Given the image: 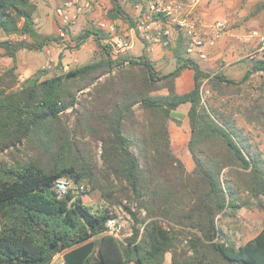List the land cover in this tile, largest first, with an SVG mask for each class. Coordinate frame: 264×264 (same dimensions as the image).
<instances>
[{"label": "trees", "instance_id": "1", "mask_svg": "<svg viewBox=\"0 0 264 264\" xmlns=\"http://www.w3.org/2000/svg\"><path fill=\"white\" fill-rule=\"evenodd\" d=\"M110 1L109 18L134 27L123 3L142 0ZM35 11L33 0H0V32L24 37L0 41L13 60L17 50H41L54 39L38 30ZM91 36L103 53L89 63L50 76L39 69L20 83L15 66L0 72V155L6 151L10 159H0V264H51L61 251L63 264H163L167 252L171 264H264V226L235 246L219 239L216 225L217 214L235 211L239 200L233 184L223 180V169L246 171L251 192L264 195V153L250 150L229 122L219 120L209 99H202L205 78L222 92L240 89L253 71L264 73V49L241 80L232 82L183 56L190 44L184 30L173 50L177 65L164 74L144 52L126 64L128 55L112 56L107 34L98 27L79 34L76 47ZM184 68L192 69L193 86L180 94L174 80ZM85 87L90 88L78 97ZM259 101L253 107L261 112ZM184 103L190 172L170 148L167 125ZM67 108L70 124L62 116ZM60 177L84 189L58 199L51 185ZM93 189L106 205H122L137 224L125 241L104 232L108 207L93 211L82 202ZM155 217L172 224L163 226ZM180 227L188 228L187 245L177 250Z\"/></svg>", "mask_w": 264, "mask_h": 264}, {"label": "rangeland", "instance_id": "2", "mask_svg": "<svg viewBox=\"0 0 264 264\" xmlns=\"http://www.w3.org/2000/svg\"><path fill=\"white\" fill-rule=\"evenodd\" d=\"M33 1L36 3L34 19L38 30L53 35L54 39L48 41L41 50L27 48L17 50L14 60L6 55L0 46V72L15 66L14 72L19 83L39 69L45 70L44 76H50L61 69L67 70L99 59L103 52L98 40L91 36L78 47H76V40L77 36L87 28L98 27L100 22L108 20H115L118 33L131 38L133 47L128 52L130 56L137 57L142 52L151 56L152 53L147 52V47H156L157 45L156 48L162 53L158 57V62L153 65H156L157 68L155 66L154 68L159 74L168 73L177 65L173 50L178 31L183 30L179 28L177 20L182 18L196 23L205 50L203 58L194 53L188 54L187 51L183 52V56L195 59L201 68L211 75L221 73L232 82H238L244 73L251 69L255 60L262 58L264 0H197L195 3L181 0L184 2L183 11L176 15L174 20L164 17L165 22L162 21L161 26L170 30V38L166 45L153 39V31L149 32L151 35L149 39H144L137 27V23L150 12L153 3L151 0H142L136 4L123 3L125 12L136 20L134 27H130L128 22L121 19L109 18L110 0H79L71 9L72 15L69 16L70 19L65 26L64 37L59 35L58 17L55 10L67 0ZM153 14H156L161 20L164 19L162 14L152 11L151 19L153 20ZM218 21L224 24V28L220 36L213 39V25ZM22 38L24 37L14 34L5 35L0 32V41L11 40L14 42ZM25 39L31 40L28 36ZM211 39H213L212 42ZM89 88L85 87L78 92L77 96L85 94ZM163 92H166V89L158 91V93ZM202 99L205 100V103L209 99L208 103L218 111L219 120L229 122L231 128L247 141L250 150L258 149L264 153V73L262 71L251 72L240 89H227L222 92L211 89L208 78H205L202 82ZM257 99H260L257 106L261 112L257 107H253ZM70 110L71 108H67L62 113L64 121L69 124L72 121L71 115L68 116ZM175 110L167 124L169 141L171 138L173 140V146L170 145V148L182 162L185 170L190 172L194 168V162L188 150L190 129L187 112L186 120H184V112ZM1 158L10 161L6 151L1 153ZM246 173L234 166L225 167L222 171L223 180L233 184V187L238 191L239 200L235 211L226 208L217 214L216 225L220 229L219 239L233 243L235 246L244 244L253 238L264 226V195H255L251 192L247 185ZM82 202L90 206L93 211L106 206L109 213L114 214L116 211L127 213L128 216L122 215L124 228L118 239L125 241L131 236L133 227L137 224L122 205H106L97 189L89 190L87 194L83 195ZM144 215L145 211L140 210L138 217L142 218ZM155 219L163 226H168L170 223L162 217H155ZM142 228L141 226V230ZM179 230L182 231L180 235L182 240L178 244L177 250L182 246L186 248L187 245L185 238H187L188 228L180 227ZM187 254L190 255L191 251H188ZM51 264H59V259L54 258ZM163 264H171V252L165 254Z\"/></svg>", "mask_w": 264, "mask_h": 264}, {"label": "built area", "instance_id": "3", "mask_svg": "<svg viewBox=\"0 0 264 264\" xmlns=\"http://www.w3.org/2000/svg\"><path fill=\"white\" fill-rule=\"evenodd\" d=\"M79 0H67L61 6L56 7L55 13L58 17V31L59 35L64 37L65 26L72 15L71 9ZM151 10L145 14L142 20L137 23L139 31L142 33L144 39L150 38V31L154 32L153 39L162 45H166L170 38V30L161 26L162 20L151 19L152 11L157 14H162L167 19L174 20V17L180 14L184 8V2L181 0H151ZM191 3H195L197 0H189ZM75 15V14H74ZM179 28L183 29L185 34L190 39V44L186 48L188 54H196L200 58L205 56V50L203 48V41L200 34L197 31L196 23L194 21H187L182 18L177 20ZM103 32L107 34L104 39L111 48L112 56L128 55L124 60V63H128L131 57L128 52L132 49V40L128 35L120 34L117 31L116 21L108 20L106 22H100L98 26ZM224 28L222 22H215L213 25V39L220 36L221 31ZM211 39V42L213 41ZM51 189L54 191L58 199H64L67 194H78L84 189L83 184H79L72 179L65 177L57 178L53 181ZM122 215L128 216L127 213H119L116 211L114 214L110 213V216L106 220L105 230L106 234H110L114 237L119 238L124 228ZM63 264V260L59 262Z\"/></svg>", "mask_w": 264, "mask_h": 264}, {"label": "crops", "instance_id": "4", "mask_svg": "<svg viewBox=\"0 0 264 264\" xmlns=\"http://www.w3.org/2000/svg\"><path fill=\"white\" fill-rule=\"evenodd\" d=\"M156 47H157V45H156ZM156 47H147V52L149 51L152 53L151 56L145 51L147 53L148 57L151 59L152 63H154V64H156L158 62V60H159L158 57H160V55L162 53V52H159ZM154 66H155V68H157L156 65H154ZM192 86H193V71L190 68H184L181 71V73L174 80L175 91L177 93L181 94V93L189 91L192 88ZM163 93H166V92H163ZM187 109H188V104L184 103V104L178 106L175 111L184 112V120H186ZM170 145L173 146L172 138L170 139ZM62 254H63V251L56 253L54 255L53 259L57 258V259H59V262H61L63 260ZM53 259H52V261H53ZM130 264H136V263L131 262Z\"/></svg>", "mask_w": 264, "mask_h": 264}]
</instances>
